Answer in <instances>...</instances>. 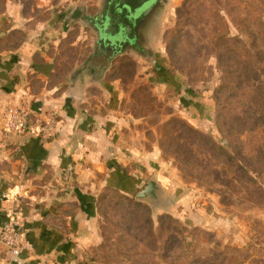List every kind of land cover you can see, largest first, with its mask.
<instances>
[{
	"label": "rangeland",
	"instance_id": "374dc122",
	"mask_svg": "<svg viewBox=\"0 0 264 264\" xmlns=\"http://www.w3.org/2000/svg\"><path fill=\"white\" fill-rule=\"evenodd\" d=\"M8 1L14 16L33 26L73 4L91 13L99 6V0H0L1 23L9 18L2 15ZM81 24L68 29L78 33L70 69L95 40ZM152 46L153 61L128 52L102 84H88L84 75L83 84L117 118L118 155L129 162L124 171L135 173L141 188L155 176L173 202L152 208L135 199L139 190L125 194L101 183V241L88 258L264 264V0H170Z\"/></svg>",
	"mask_w": 264,
	"mask_h": 264
},
{
	"label": "crops",
	"instance_id": "0c3cea01",
	"mask_svg": "<svg viewBox=\"0 0 264 264\" xmlns=\"http://www.w3.org/2000/svg\"><path fill=\"white\" fill-rule=\"evenodd\" d=\"M6 13L12 24L4 28L0 19V233L14 216L31 247L11 257L0 240V264H96L88 257L101 241L98 185L125 194L142 189L135 173L124 171L129 162L118 155L117 118L108 102L99 106L88 92L84 70L75 77L91 53L69 68L78 33L68 29L78 22L65 11L33 26L14 16L18 11L9 1ZM10 104H23L38 117L56 110L54 134L5 132ZM99 171L105 175L100 181Z\"/></svg>",
	"mask_w": 264,
	"mask_h": 264
},
{
	"label": "water",
	"instance_id": "95a60500",
	"mask_svg": "<svg viewBox=\"0 0 264 264\" xmlns=\"http://www.w3.org/2000/svg\"><path fill=\"white\" fill-rule=\"evenodd\" d=\"M170 0H99L98 9L87 13L81 22L95 35L92 52L84 63L88 84H102L107 71L119 57L133 52L153 61L156 52L153 36ZM165 189L153 176L136 193L135 199L152 208H168L173 198H164ZM90 264V263H85Z\"/></svg>",
	"mask_w": 264,
	"mask_h": 264
},
{
	"label": "built area",
	"instance_id": "2783aa9c",
	"mask_svg": "<svg viewBox=\"0 0 264 264\" xmlns=\"http://www.w3.org/2000/svg\"><path fill=\"white\" fill-rule=\"evenodd\" d=\"M59 114L56 110H48L43 117L32 115L29 108L23 104H10L3 117V130L7 133L24 134L26 132L38 135H53L58 123ZM0 240L11 257L19 256L31 244L26 234L20 231L14 216H9L2 224Z\"/></svg>",
	"mask_w": 264,
	"mask_h": 264
},
{
	"label": "flooded vegetation",
	"instance_id": "af4514ba",
	"mask_svg": "<svg viewBox=\"0 0 264 264\" xmlns=\"http://www.w3.org/2000/svg\"><path fill=\"white\" fill-rule=\"evenodd\" d=\"M87 13H91V12H89V9L87 6H85L84 4H75V5L71 6L68 11H66V16L69 20L80 23L83 19H85L87 17L86 16ZM83 70H84V68L80 69L76 73L75 77L80 76L82 74ZM82 75H81V77L83 79L84 77Z\"/></svg>",
	"mask_w": 264,
	"mask_h": 264
},
{
	"label": "trees",
	"instance_id": "16d2710c",
	"mask_svg": "<svg viewBox=\"0 0 264 264\" xmlns=\"http://www.w3.org/2000/svg\"><path fill=\"white\" fill-rule=\"evenodd\" d=\"M161 69H162V67H161ZM209 140H210V138H209Z\"/></svg>",
	"mask_w": 264,
	"mask_h": 264
}]
</instances>
